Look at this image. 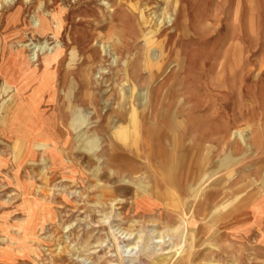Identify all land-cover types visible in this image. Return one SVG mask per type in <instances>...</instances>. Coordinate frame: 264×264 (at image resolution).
Returning a JSON list of instances; mask_svg holds the SVG:
<instances>
[{
    "label": "rangeland",
    "instance_id": "rangeland-1",
    "mask_svg": "<svg viewBox=\"0 0 264 264\" xmlns=\"http://www.w3.org/2000/svg\"><path fill=\"white\" fill-rule=\"evenodd\" d=\"M166 1L13 0L0 8L2 73L28 58L24 41L58 49L54 60L39 51L27 63L39 75L52 71V91L30 81L16 90L0 78V125L13 122L14 107L22 128L32 103L55 108L38 115L47 137L29 139L28 149L0 131V264H264V204L256 211L264 124L253 151L230 137L245 122H264V0ZM44 20L60 24L57 38L50 27L36 32ZM229 41L242 43L245 60L218 75L215 57ZM40 142L64 164L53 167ZM240 186L246 200L227 215ZM152 203L159 208L147 215ZM177 224L183 238L169 232L154 242L157 230ZM120 225L142 234L123 257ZM64 245L71 251L57 260Z\"/></svg>",
    "mask_w": 264,
    "mask_h": 264
},
{
    "label": "bare ground",
    "instance_id": "bare-ground-1",
    "mask_svg": "<svg viewBox=\"0 0 264 264\" xmlns=\"http://www.w3.org/2000/svg\"><path fill=\"white\" fill-rule=\"evenodd\" d=\"M13 0H0V8L4 7L5 5L7 4H12ZM158 1V0H156ZM168 1V0H167ZM166 1V2H167ZM146 5V4H145ZM175 6V5H174ZM148 7V6H146ZM153 7V6H152ZM152 7H148L147 10H150L152 9ZM158 9V8H157ZM46 14V13H45ZM46 16V15H45ZM150 18L151 19H155L154 21H159V17L157 14H156V9H152V11L150 12ZM149 18V19H150ZM165 18V17H164ZM166 18H168V20L171 18L170 15L166 16ZM158 19V20H157ZM58 19H56L57 21ZM150 21V20H149ZM145 22H148L145 20ZM161 22V20L159 21ZM149 23V22H148ZM42 25H40L38 28H37V31L36 32H39L41 34L44 33V31L46 29H49L50 27V30H51V34H52V37L54 38H57L58 35H59V32H60V24H55V25H50L49 23V20H44L42 23ZM156 24V23H155ZM35 25V24H34ZM159 25V23H158ZM42 26V27H41ZM34 29V28H33ZM157 29V27L155 28ZM38 37V36H37ZM236 38V37H235ZM49 42H47L46 40H43V42H33V41H24L23 43L20 44V47H27L29 50H30V55H28V58L27 57H24L22 58V61L20 62V68L23 69L24 67H26L28 69V64L29 62H31L38 54L39 51H49L50 52L48 53L49 56L48 58L54 60L56 58V54L58 52V49L57 47H50L48 45ZM222 47V52L220 53L221 55L219 56H216L215 58V68L217 70V74L219 75L221 72H223L224 70L226 69H229L231 71H234L237 67L241 66V64H243L244 60H245V56H244V52H243V47L242 46V43L240 42H236V41H229L227 43H222L221 45ZM54 50V52H53ZM221 57H222V60H221ZM219 59V60H218ZM249 60V59H248ZM10 67V66H9ZM23 67V68H22ZM25 68V69H26ZM263 67L260 65L259 67V71L257 73L256 76L259 75V72L261 71ZM258 70V69H257ZM236 71V70H235ZM215 75V74H214ZM244 75V74H243ZM240 94V93H239ZM261 111L264 113V105L262 106V109ZM247 120V119H246ZM246 124L244 126H240V127H236L235 129L231 130L230 131V137H238V140L240 143V146L243 147L244 146V150L243 151H253V149L255 148L254 146L256 145H259V142H260V145H261V132L262 129H263V124L264 122L259 120L257 122H255L254 124H256L255 128L253 127V125L249 122H245ZM239 125V124H238ZM229 129L227 128V126L225 127L224 129V132H228ZM202 133H203V126H200L198 127V134H197V140H196V151H195V154H196V159H195V164H196V168H197V171L198 172H201L203 169H204V162H203V159L201 158V155H200V149H201V137H202ZM204 134V133H203ZM205 140V139H204ZM38 141V140H37ZM39 146L40 147H46L47 149H49V159H50V162H51V165L53 167L55 166H59L61 164H64L65 160L60 156V153H59V150L55 149V148H52L50 147L49 143L48 145L44 144L43 142H40L39 143ZM38 147V148H40ZM37 148V147H36ZM3 152V151H2ZM12 155V154H11ZM219 155V154H218ZM223 162V161H222ZM219 168V167H218ZM221 169V167H220ZM225 169V168H224ZM207 170V169H206ZM227 170V169H226ZM225 171V170H224ZM210 173L212 172V170H209L207 171V173ZM215 172V171H214ZM234 178V177H233ZM211 179V178H210ZM244 179V178H243ZM207 180V179H206ZM232 180V179H231ZM230 180V181H231ZM245 180V179H244ZM163 181V180H162ZM229 181V182H230ZM264 181V179H263ZM200 183V182H198ZM237 183V182H236ZM206 186V185H205ZM200 188V187H199ZM254 188V187H253ZM197 189V188H196ZM40 191V189H39ZM194 191V190H193ZM213 191V190H212ZM219 191V190H218ZM222 191V190H221ZM242 188L241 186L238 187L236 189V191L234 193L235 196L233 198V201L235 202V204L231 207V209H229L226 214H231L232 212L234 211H237L239 210L242 205H243V201L246 200L245 197L241 198V195H242ZM143 193H146L147 194V198L151 199L152 196L149 195L150 193L146 190H144ZM206 193V192H205ZM196 194V193H195ZM113 195V194H112ZM208 195H212L211 193H208ZM214 196V195H213ZM258 196V195H257ZM197 198V197H196ZM213 198V197H212ZM196 200V199H195ZM213 201V200H212ZM211 201V202H212ZM143 202H146V198H143L141 200V203ZM30 203V202H29ZM151 203V201L149 202ZM259 206L257 207L256 211L259 209V208H262V205L264 204V195L261 196L260 200L258 201ZM100 205H103V202H99ZM196 204V203H195ZM202 204V203H201ZM214 206V205H213ZM154 208H159L158 207V204L157 203H152V205L150 206H146L143 208V210H145V212H148L147 215H150L151 211L154 209ZM199 208V206H198ZM201 210V209H200ZM184 211V210H183ZM39 212L41 214V209H39ZM43 214H41V216L44 218H46V210H42ZM200 212V211H199ZM202 212H203V208H202ZM32 213V212H31ZM191 214V213H190ZM160 216V213L158 214ZM179 215V214H178ZM185 215V214H184ZM104 216V215H103ZM182 216V215H181ZM191 216V215H190ZM232 217V216H231ZM257 217V216H256ZM28 218H31V215L29 214V217ZM32 219V218H31ZM182 220V219H181ZM156 221V220H153V222ZM187 221V220H186ZM163 223V222H162ZM155 224V223H154ZM159 224V223H158ZM121 226V225H120ZM68 227V226H67ZM116 229H119V226L118 228ZM120 232V235L119 237L122 238V241H126V244H124V249L123 248H118V252L120 253V255H124V253L128 252V254H131V252L133 251V249H135L138 245V242L140 240V238L142 237V234L141 232H137L136 234H134V228H131V227H127V228H123L121 226V228L118 230L117 233ZM169 232H171L172 234L175 233L177 234V236L179 237H182L183 238V231L182 229H180V225L177 224V225H172L171 227H168L167 230H157V233L156 235H154L153 237H156L157 239L154 241L155 243H160L161 241H164V237L169 234ZM144 233V232H143ZM174 234V235H175ZM152 235V234H151ZM150 235V236H151ZM144 236V235H143ZM118 237V236H117ZM149 237V236H148ZM152 237V238H153ZM176 237V236H175ZM150 239V237L148 238V240ZM155 239V238H154ZM134 240V241H133ZM120 241V240H119ZM167 241V240H166ZM152 242V241H151ZM125 243V242H124ZM163 243V242H162ZM178 243V242H177ZM183 244V243H182ZM181 244V245H182ZM61 245V244H60ZM90 245V244H89ZM165 245V244H164ZM173 245V244H172ZM171 246V245H170ZM178 246V245H177ZM59 248V256H57V260H62L64 257L62 256L61 252H70L71 249H69L68 245H64V246H58ZM143 248V247H142ZM163 248V247H162ZM165 248V247H164ZM168 248V247H167ZM174 248V247H173ZM82 249V248H81ZM152 249V248H151ZM176 249V248H175ZM157 250V248L155 249ZM153 251V250H152ZM151 251V253H152ZM158 251H160L158 249ZM149 252V251H148ZM155 252V251H154ZM81 253V252H80ZM154 255V254H153ZM160 255V254H159ZM112 256V254L110 255ZM155 256V255H154ZM168 262V259L166 257H157L156 259L153 260V264H167ZM91 263V264H99V262H88V264ZM81 264H86L85 261H82ZM106 264H111V259H107L106 260Z\"/></svg>",
    "mask_w": 264,
    "mask_h": 264
},
{
    "label": "crops",
    "instance_id": "crops-1",
    "mask_svg": "<svg viewBox=\"0 0 264 264\" xmlns=\"http://www.w3.org/2000/svg\"><path fill=\"white\" fill-rule=\"evenodd\" d=\"M32 72V73H31ZM37 75H34L36 74ZM52 71L47 73V71L44 73V75L41 73L40 75L38 74V71H33L31 68L28 70L26 69H21L20 66L15 68L12 71H4L3 73L0 70V78L8 83L9 85L13 86L16 90H20L24 84H27V82L30 81V84L33 86H37V88H48L50 91H52L54 87V78L52 76ZM24 88V87H23ZM27 89V88H26ZM46 89V90H48ZM38 98V96L36 97ZM20 106V105H19ZM29 107H32V118L28 121L25 120V127H18L19 125L22 126V122H20L17 118L18 116L21 117L23 113H21L22 108L20 107H14V110L12 111L13 114V122H8L5 123V125H0V131L3 135V137H7L6 139H14V135L20 136V138L24 139L25 142V149H28V144L27 141H32L34 142L36 139H38L40 136L43 138H46L47 136L45 135L46 133V127H45V122L40 119L41 116L44 114L50 115L51 113H54L55 108L51 107V105L47 103H32L29 105ZM24 122V121H23ZM15 126V128H14ZM21 128V129H20ZM23 129V130H22ZM13 130V132H12ZM21 130V131H20ZM23 133H28L23 134ZM40 135V136H39ZM28 139V140H27ZM51 141H54L52 139ZM34 149L33 144L29 147V150Z\"/></svg>",
    "mask_w": 264,
    "mask_h": 264
}]
</instances>
